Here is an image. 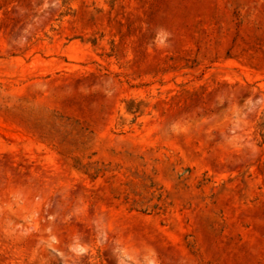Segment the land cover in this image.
Segmentation results:
<instances>
[{
  "label": "rangeland",
  "instance_id": "374dc122",
  "mask_svg": "<svg viewBox=\"0 0 264 264\" xmlns=\"http://www.w3.org/2000/svg\"><path fill=\"white\" fill-rule=\"evenodd\" d=\"M0 264H264V0H0Z\"/></svg>",
  "mask_w": 264,
  "mask_h": 264
}]
</instances>
